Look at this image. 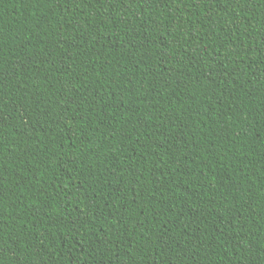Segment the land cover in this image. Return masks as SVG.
I'll return each instance as SVG.
<instances>
[{"label":"trees","instance_id":"1","mask_svg":"<svg viewBox=\"0 0 264 264\" xmlns=\"http://www.w3.org/2000/svg\"><path fill=\"white\" fill-rule=\"evenodd\" d=\"M0 264H264V0H0Z\"/></svg>","mask_w":264,"mask_h":264}]
</instances>
